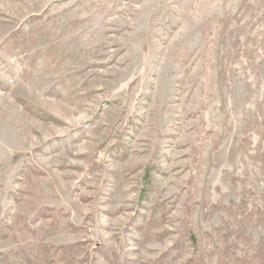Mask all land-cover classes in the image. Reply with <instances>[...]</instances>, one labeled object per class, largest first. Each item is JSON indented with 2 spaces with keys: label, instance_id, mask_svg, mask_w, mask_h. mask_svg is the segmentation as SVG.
Here are the masks:
<instances>
[{
  "label": "rangeland",
  "instance_id": "obj_1",
  "mask_svg": "<svg viewBox=\"0 0 264 264\" xmlns=\"http://www.w3.org/2000/svg\"><path fill=\"white\" fill-rule=\"evenodd\" d=\"M0 264H264V0H0Z\"/></svg>",
  "mask_w": 264,
  "mask_h": 264
}]
</instances>
